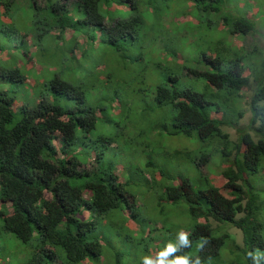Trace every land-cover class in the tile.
Wrapping results in <instances>:
<instances>
[{
  "label": "trees",
  "instance_id": "obj_1",
  "mask_svg": "<svg viewBox=\"0 0 264 264\" xmlns=\"http://www.w3.org/2000/svg\"><path fill=\"white\" fill-rule=\"evenodd\" d=\"M26 2L18 49L6 57L10 65L0 61V258L141 264L169 241L178 244L183 229L191 246L175 255L191 256L190 264L196 256L201 264H264V256H247L264 252V53L229 39L256 33L251 16L238 6L232 11L227 0H184L183 15L192 2L195 27L207 24L200 34L206 50L193 59L182 41L196 35L194 27L177 28L168 0H0V16ZM167 23L178 41L163 34ZM28 32L37 45L29 57ZM79 34L86 38L81 57L57 61L56 49L64 43V52ZM6 49L0 44V56ZM115 56L119 72L108 63ZM33 63L43 73L32 67L35 84L23 87ZM243 110L251 113L246 126ZM170 135L214 145L215 154L199 151L194 162L222 167L216 174L224 187L205 174L195 184L170 172ZM103 140L124 151L125 181L115 172L121 151ZM176 154L189 157V149ZM88 161L92 167L83 166ZM232 227L241 230V243ZM10 233L30 249L26 255L5 249Z\"/></svg>",
  "mask_w": 264,
  "mask_h": 264
},
{
  "label": "rangeland",
  "instance_id": "obj_2",
  "mask_svg": "<svg viewBox=\"0 0 264 264\" xmlns=\"http://www.w3.org/2000/svg\"><path fill=\"white\" fill-rule=\"evenodd\" d=\"M168 2H170V11L168 10L167 12L168 14H170V19L173 20L177 28L181 26V29L187 28L188 30H192L191 28L187 27V26L189 27L192 26L194 27L193 29L195 30V33H196V35L194 33L190 34L189 36L187 35L186 37L188 39L183 37L182 42L184 45V48H183L184 56L187 58L191 57L193 59H196V58L200 59L203 54L202 52L206 50V47L203 46L206 44L204 42L205 40L200 39V34L205 30L206 28L205 25L207 24L203 23L201 28L195 27L194 21H196V18L191 12L192 6H193L192 2H188L187 4L189 7L187 8L189 10V13L186 16L183 15V8L185 7L184 0H168ZM21 3L22 2L18 4H21ZM24 4L25 5H23L24 7H21L20 12L17 11L18 8L16 4L14 7V10L12 11L13 12L12 15L9 14L6 16H0V44L7 45V49L5 50V53H4L6 55L0 56V61L3 60L2 63L4 64L10 65V62L6 59V57H11L14 54V52H16L14 50L18 49L17 43L19 41V38L25 33L23 26H28L29 20L27 19V17L29 18L30 15H29L28 7H27L28 6L27 2ZM227 5L230 6L232 11H234L237 6L240 7L239 10H241L242 12H246L249 16H251L250 17L251 20L256 24V27L258 28L256 33H250L243 37H241V35H236L239 37L230 36L229 37L230 42H231L230 44L232 46H240V45L243 46L244 45V47L248 51H252L256 48L257 50L262 49L264 53V0H227ZM30 10H31V13H33V9L30 8ZM43 17H46V15H44ZM213 17H215L214 19L218 18L215 15ZM207 18L208 17L206 15L200 17L201 20H207ZM12 21L16 23L15 24L16 26H14L13 30L8 28L9 23H11ZM39 21H42V18H39ZM187 21L190 22L188 23L189 25L188 24L184 25V23ZM17 24H19V27ZM216 25L218 29L221 27L222 24L220 20H218V23ZM162 31H163V34L166 35L167 37H170V35H171V38L174 37L173 38L174 41L172 42L178 41L180 39V35L177 33L175 34V32L171 30L170 23H167L165 27L162 29ZM72 33L73 31H68L66 35L67 38L71 37ZM202 37L208 38L206 35L205 36L203 35ZM25 39L28 42V46H29V49L27 52H25V55L29 57V55L33 54L36 51L37 45L34 42L35 39L31 32H28L25 35ZM63 44L64 43H62L61 46H59L56 49V53H57L56 60L57 61L61 60L63 58V55L66 54V57L74 55L73 57H75L74 59L76 62L81 57L82 46L83 47L86 46V38H85V35L79 34L78 37L75 39V42H73L71 46L66 45V47L64 48L65 50L64 52L59 50L60 47H63L65 45ZM11 46H13V48ZM108 63L110 64V67L118 70V72L122 70V64L118 61L116 56L109 59ZM32 67L37 72L38 75L39 74L41 75L43 73V68L36 63H33L31 66L26 67L25 71L27 73L26 77L28 80L24 82L25 84L23 87L29 88L31 87V85L35 84L36 80L32 78V75H34V71L33 69H31ZM102 67L103 66L101 64V61H99L98 68L101 69ZM121 81L123 80L121 79ZM121 84H124V82H122ZM6 88L8 89V87ZM21 91L25 92V90H21ZM243 112H244V116L240 120V125L246 126L249 123L251 113L250 111L248 112L247 110L245 111L243 110ZM225 130L230 133L231 139L236 141L237 132L235 131V129L226 127ZM153 139L157 142L156 138H153ZM103 144L108 145V146H114L121 151V154L118 157L119 163L116 166L115 172L118 175H120L121 180L125 181V178L122 175V171L124 169L123 161L125 158L124 151L121 150V147L117 144L116 140H113L110 144H106L105 140H103ZM214 148H215L214 145L204 144L197 137L179 138L177 136L170 135V172H174L178 176L188 177L195 184L204 182L205 177L208 175L210 176L209 180L214 185H216L217 187L223 188L225 179L223 178V176L216 174V173L221 172L222 167H220L219 170L217 171L216 165L210 164L208 167L204 165L196 166L194 162V158L196 155L199 154V151H207L211 154H215L216 151L214 150ZM180 149H189V154H188L189 157L186 156L187 154H183L181 156L180 154L177 155L176 153L179 152ZM130 157H133V156L130 154ZM213 161H216V159H214ZM219 162H223V161L221 160ZM83 166L92 167V164L91 162L88 161ZM211 168L213 170H211ZM261 171H262L261 174H262V180H263L264 170H261ZM204 174L206 176H204ZM179 181L180 180H177V182ZM260 193L264 199V191ZM171 208L173 207L171 206ZM135 225L137 224L134 223L133 221L129 222V226H131L132 228H136ZM229 230L237 237L238 241L241 243L242 242L241 230L234 228V227L230 228ZM137 231H139V228L137 229ZM5 233L7 232H4L2 235H5ZM118 239H122V238L118 236L117 240ZM154 239L155 238H152L150 241H153ZM159 242L160 240H157L156 244H158ZM4 247L6 250H9V252H11L14 258L15 256L18 257L21 254V250H24L25 255H26V252H29L30 250L20 239H18L12 233L8 234L7 239L4 240ZM21 256L23 255L21 254ZM10 261H11L10 259L2 260L0 258V264H12L13 262L11 261L10 263ZM104 263H107L106 259L104 260ZM14 264H17L15 263V259H14ZM109 264H114V262H110Z\"/></svg>",
  "mask_w": 264,
  "mask_h": 264
},
{
  "label": "clouds",
  "instance_id": "obj_3",
  "mask_svg": "<svg viewBox=\"0 0 264 264\" xmlns=\"http://www.w3.org/2000/svg\"><path fill=\"white\" fill-rule=\"evenodd\" d=\"M177 239L178 244L169 241L163 249L156 252L154 255L148 254L142 256L141 264H190L191 256L187 254L175 255L179 247L188 248L191 246V241L189 240V233L181 229L177 233ZM205 243H207L206 240L203 241V243H201L199 247L202 249ZM254 254L264 256V252H261L259 248H256L254 252L249 251L247 253V256H253ZM195 264H201L200 256H196ZM206 264H211V258H209Z\"/></svg>",
  "mask_w": 264,
  "mask_h": 264
}]
</instances>
